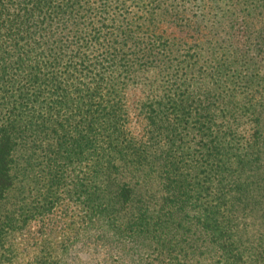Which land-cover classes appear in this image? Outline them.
Listing matches in <instances>:
<instances>
[{
  "label": "trees",
  "instance_id": "16d2710c",
  "mask_svg": "<svg viewBox=\"0 0 264 264\" xmlns=\"http://www.w3.org/2000/svg\"><path fill=\"white\" fill-rule=\"evenodd\" d=\"M216 5L225 45L159 29ZM31 171L134 264H264V0H0V225Z\"/></svg>",
  "mask_w": 264,
  "mask_h": 264
},
{
  "label": "rangeland",
  "instance_id": "374dc122",
  "mask_svg": "<svg viewBox=\"0 0 264 264\" xmlns=\"http://www.w3.org/2000/svg\"><path fill=\"white\" fill-rule=\"evenodd\" d=\"M234 12L232 8L222 9L220 5H216L206 10L207 20L202 23L184 25L171 17L169 21L165 20L158 25L166 37L182 38L180 42L185 41L189 46L195 43L220 46L228 42L226 40L233 30L232 26L236 21L233 18ZM141 14L142 12H137L134 18ZM183 14L185 17L190 16L186 12L181 15ZM247 19L253 32L250 39H253L262 27L263 16L256 10ZM138 95L137 92L129 98L131 115L128 125L133 134L141 135L144 122L134 107ZM40 177L44 178V173ZM42 178L41 182H44ZM36 180L31 171L25 179L24 192L16 196H14L16 192L11 193L12 199L9 201L13 203L3 207V213L7 211L10 213L14 207L19 208L22 216L17 221L9 219L6 226L0 225V264H55L57 257L61 259V264H134L132 254L123 252V244L120 241L117 243L111 238L109 240L104 233L103 237L100 236L99 228L87 230L82 217L83 206L75 200L76 196L71 200L65 198L56 208L48 206L38 208L41 205L44 187L37 186L40 181ZM24 194L26 196L21 200ZM12 223L14 224L10 226Z\"/></svg>",
  "mask_w": 264,
  "mask_h": 264
}]
</instances>
